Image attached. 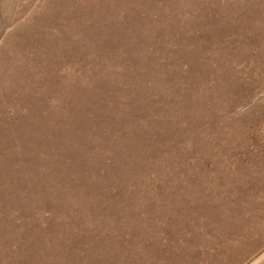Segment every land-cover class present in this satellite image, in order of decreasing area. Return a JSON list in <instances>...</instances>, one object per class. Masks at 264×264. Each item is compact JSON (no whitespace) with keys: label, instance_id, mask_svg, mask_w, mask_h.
Returning <instances> with one entry per match:
<instances>
[{"label":"rangeland","instance_id":"obj_1","mask_svg":"<svg viewBox=\"0 0 264 264\" xmlns=\"http://www.w3.org/2000/svg\"><path fill=\"white\" fill-rule=\"evenodd\" d=\"M0 264H264V0H0Z\"/></svg>","mask_w":264,"mask_h":264}]
</instances>
